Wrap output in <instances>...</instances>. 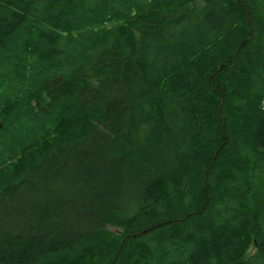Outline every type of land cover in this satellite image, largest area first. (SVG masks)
I'll use <instances>...</instances> for the list:
<instances>
[{
    "label": "trees",
    "instance_id": "obj_1",
    "mask_svg": "<svg viewBox=\"0 0 264 264\" xmlns=\"http://www.w3.org/2000/svg\"><path fill=\"white\" fill-rule=\"evenodd\" d=\"M0 264H264V0H0Z\"/></svg>",
    "mask_w": 264,
    "mask_h": 264
},
{
    "label": "rangeland",
    "instance_id": "obj_2",
    "mask_svg": "<svg viewBox=\"0 0 264 264\" xmlns=\"http://www.w3.org/2000/svg\"><path fill=\"white\" fill-rule=\"evenodd\" d=\"M109 228H110L111 230L117 229V228H115V227H112V226H109ZM123 244H124V241H121V243H120V246L122 247V246H123Z\"/></svg>",
    "mask_w": 264,
    "mask_h": 264
}]
</instances>
